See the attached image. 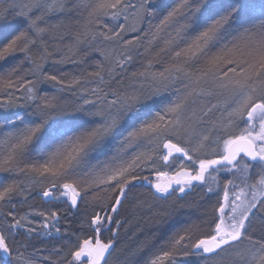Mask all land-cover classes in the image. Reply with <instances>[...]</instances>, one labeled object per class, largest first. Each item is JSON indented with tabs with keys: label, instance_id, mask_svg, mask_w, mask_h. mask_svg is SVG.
I'll list each match as a JSON object with an SVG mask.
<instances>
[{
	"label": "snow or ice",
	"instance_id": "6c2138e0",
	"mask_svg": "<svg viewBox=\"0 0 264 264\" xmlns=\"http://www.w3.org/2000/svg\"><path fill=\"white\" fill-rule=\"evenodd\" d=\"M141 256L264 264V0H0V264Z\"/></svg>",
	"mask_w": 264,
	"mask_h": 264
},
{
	"label": "rangeland",
	"instance_id": "374dc122",
	"mask_svg": "<svg viewBox=\"0 0 264 264\" xmlns=\"http://www.w3.org/2000/svg\"><path fill=\"white\" fill-rule=\"evenodd\" d=\"M164 178H162V180H163ZM133 243H135V241H132ZM131 245V243L129 242V246ZM130 247H135L133 244L130 246ZM138 259H140V261H141V264H143V259H144V257L143 256H141V257H138Z\"/></svg>",
	"mask_w": 264,
	"mask_h": 264
},
{
	"label": "trees",
	"instance_id": "16d2710c",
	"mask_svg": "<svg viewBox=\"0 0 264 264\" xmlns=\"http://www.w3.org/2000/svg\"><path fill=\"white\" fill-rule=\"evenodd\" d=\"M69 68H71V66H67L66 70L69 69ZM133 231H135V229H133ZM129 235H131V232L129 233ZM141 239H143V237H141ZM133 241H134V240H133ZM127 243L129 244V242H127ZM130 243H131V245L133 244V245L135 246V243H136V242L133 243V242L131 241ZM131 245H130V246H131Z\"/></svg>",
	"mask_w": 264,
	"mask_h": 264
}]
</instances>
